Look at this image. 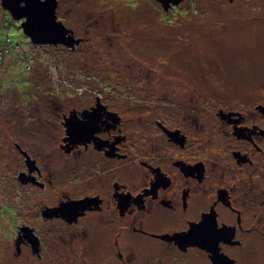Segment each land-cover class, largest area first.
Returning <instances> with one entry per match:
<instances>
[{
	"label": "flooded vegetation",
	"instance_id": "1",
	"mask_svg": "<svg viewBox=\"0 0 264 264\" xmlns=\"http://www.w3.org/2000/svg\"><path fill=\"white\" fill-rule=\"evenodd\" d=\"M105 62L89 90L75 75L72 90L51 96L26 148L12 141L22 161L6 184L0 179V219L15 254L31 250L21 226L40 248L46 239L21 217L30 203L7 186L55 182L60 192L40 215L59 228L49 236L53 250L69 242L72 254L89 258L71 264H264V74L252 89L210 100L202 73L190 85L163 76L158 60L141 73L129 61L116 72ZM69 203L73 212L50 214ZM189 222L204 228L189 235L180 230Z\"/></svg>",
	"mask_w": 264,
	"mask_h": 264
},
{
	"label": "rangeland",
	"instance_id": "2",
	"mask_svg": "<svg viewBox=\"0 0 264 264\" xmlns=\"http://www.w3.org/2000/svg\"><path fill=\"white\" fill-rule=\"evenodd\" d=\"M135 2L133 8L124 7L123 0H59L57 19L73 29L76 38H83L73 50L31 43L20 28L21 21L0 6V42L5 39L10 46L18 44L20 53H30L26 62L17 58L20 54L15 50L0 59V179L4 184L22 161L12 141L26 148L29 138L41 134L37 124L45 121L51 96L72 90L75 75L89 90L95 67L100 64L98 72H105L103 61L114 72L121 69L117 63L129 61L125 67H137L135 71L141 73L140 67L149 69L158 60L163 76L189 80L190 85L202 73L203 90L210 100L221 92L258 84L264 74V0H182L168 10L157 0ZM5 22L8 31L3 30ZM12 185L7 188L14 197L30 203L21 211L23 221L46 240L42 248L38 242V252L28 249L16 255L11 226L2 217L0 264H71L72 256L88 261L87 255L72 254L69 242L54 250L50 246L56 238L49 236L59 233V228L55 221L43 219L46 213L41 217L40 206L54 203L60 192L56 183L43 189ZM6 198L7 190H1L0 202Z\"/></svg>",
	"mask_w": 264,
	"mask_h": 264
},
{
	"label": "water",
	"instance_id": "3",
	"mask_svg": "<svg viewBox=\"0 0 264 264\" xmlns=\"http://www.w3.org/2000/svg\"><path fill=\"white\" fill-rule=\"evenodd\" d=\"M163 9L168 10L172 6H177L179 2H174V0H157ZM231 1V0H229ZM40 4L46 5L45 11L48 16L54 17L51 24H40L36 25L35 21L41 11ZM0 5L3 9L8 11L13 19L20 20V28L23 33L29 37L31 43L41 44V45H64L69 48H73L75 44L81 41L80 38H76L73 34V30L65 26L60 20L57 19L56 8L58 5L57 0H0ZM71 128V125L68 124ZM67 127V128H68ZM73 130V128H71ZM22 155L25 156V161L31 160L26 152L21 150ZM65 210L66 212H73L74 206L72 203L64 206L63 208L53 209L52 213L56 214ZM64 211V212H65ZM23 236L30 244L31 251L33 253L38 252V242L37 238H34L33 230L28 227H22ZM34 238L31 240V238ZM19 237L16 240L18 244L20 242ZM19 252V247H17Z\"/></svg>",
	"mask_w": 264,
	"mask_h": 264
},
{
	"label": "snow or ice",
	"instance_id": "4",
	"mask_svg": "<svg viewBox=\"0 0 264 264\" xmlns=\"http://www.w3.org/2000/svg\"><path fill=\"white\" fill-rule=\"evenodd\" d=\"M174 2H179V0H174ZM123 6L124 7H136V2L135 0H123ZM46 5L40 4V13L35 21L36 25L40 24H51V21L54 20V17H49L47 12L45 11ZM190 223V228H181L180 230L189 234V235H194V234H199L200 230L204 228V224L201 222H196L194 224Z\"/></svg>",
	"mask_w": 264,
	"mask_h": 264
},
{
	"label": "trees",
	"instance_id": "5",
	"mask_svg": "<svg viewBox=\"0 0 264 264\" xmlns=\"http://www.w3.org/2000/svg\"><path fill=\"white\" fill-rule=\"evenodd\" d=\"M1 6V5H0ZM8 29H9V23L8 22H5L4 24H3V30L4 31H8ZM5 36H8V35H5ZM2 43H5V39H3L1 42H0V59H2L3 57H4V55L5 54H7V52L8 51H13V50H15L16 52H18L19 54H20V56L19 57H17V58H22V61H27V59H28V57H29V54L30 53H27V55H25L26 53L25 52H23V53H20V46L18 45V44H16V45H12L10 48L9 47H4V46H2ZM1 49H2V51H1ZM27 56V57H26ZM25 81V78H24V80H23V82ZM22 82V83H23Z\"/></svg>",
	"mask_w": 264,
	"mask_h": 264
},
{
	"label": "built area",
	"instance_id": "6",
	"mask_svg": "<svg viewBox=\"0 0 264 264\" xmlns=\"http://www.w3.org/2000/svg\"><path fill=\"white\" fill-rule=\"evenodd\" d=\"M5 43L7 44V46L6 47H11L10 45H9V41H5Z\"/></svg>",
	"mask_w": 264,
	"mask_h": 264
}]
</instances>
